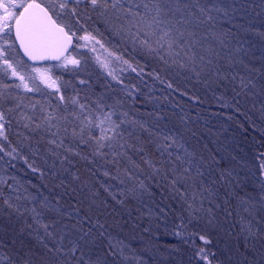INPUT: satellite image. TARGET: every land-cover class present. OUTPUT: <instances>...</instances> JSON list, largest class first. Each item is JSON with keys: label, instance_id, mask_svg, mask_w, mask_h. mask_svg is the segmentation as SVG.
<instances>
[{"label": "trees", "instance_id": "trees-1", "mask_svg": "<svg viewBox=\"0 0 264 264\" xmlns=\"http://www.w3.org/2000/svg\"><path fill=\"white\" fill-rule=\"evenodd\" d=\"M188 2L191 5V11H196V17L200 19L184 11V16L191 23L182 27L195 31L197 38H204L205 48L211 46L219 54L212 56L197 45V52L204 55L206 59L213 60V65L208 67L201 65L197 69L200 72L199 76L178 65L171 63L165 65L142 49H134L128 40L112 35L103 24L94 25L92 22H87L85 27L88 31L98 27L103 33L100 35L93 31L108 54L107 69L94 66L91 61H88V57L84 56L87 60L78 68H68L65 69L66 72L58 73L60 94L43 86L37 92L25 93L18 84L13 86L14 82L11 85L6 84L8 87L5 89V85L0 81V91L10 94L9 99L0 101V110L7 111L8 108L14 107L18 102L14 98L23 102L21 108L10 115L8 140L0 138V143L4 145V151L0 152V192H3L4 196L13 198L17 195L21 196L22 199L18 203L22 208L36 206L39 210V202L45 197L53 204H56V198L59 197L61 199L57 206L60 210L65 213L72 211L69 205L75 203V199L71 192L56 187L66 174L57 171L61 168L60 162L49 151L52 149L63 153V149H56L54 145L48 143L52 139L49 133H33L25 129L20 121L21 112L34 118L52 112L59 116H66L67 120H61L59 123L61 127L67 126L71 129L78 124V121H75L70 113L76 112L77 115L81 113L76 105L70 103V98H76L80 103L88 106L84 112L93 119L101 111L97 101L103 106V111H112L113 109L109 106L114 105L116 115L113 116V120L117 123L123 121L120 130L124 132V139L121 143L126 141L127 144L135 145L136 148L143 146L146 149L144 153H137L132 148L127 149L128 154L145 168V172L150 173L151 170L142 164L141 156L152 159L157 167H160L161 160L168 159L167 154L160 156L157 144L166 143L163 141V136L169 134L175 136L183 145V148L169 149L173 159L176 155L183 156L184 149H187L191 154L188 159L191 160L193 174L199 167L204 172L203 180L206 185H212L214 180H220V183L215 185L219 191L213 196L205 194L203 201L205 210L211 208L216 227L209 228L206 225L208 215L206 212H201L199 215L203 219H200L198 223L193 221L187 224L186 229H182L180 204L162 197L160 195L162 189H153L156 191L155 197L142 195L138 199L132 197L125 199L121 192L131 187V181L126 180V184L121 185L119 180L103 177L101 175L103 169L97 170L102 161L93 166L78 157L74 158L76 166L80 169L82 181L87 183V187L79 184L72 185L77 188L76 198L82 201L80 215H90L93 220L99 219L104 224L106 233L128 246L125 248L124 255L129 258L135 256L137 259H128L124 264H140L141 260L143 264H198L194 250L203 246L202 242L199 240H194L191 244L186 242L187 233L198 230L210 233L212 244L208 247L217 253L224 264H246L241 217L245 219L250 217L243 212L238 197L228 196L229 203L225 204L224 201L226 194L235 188L239 197L254 198L253 201L259 209V181L262 177L257 171L259 164L257 157L260 152H264V107H262L264 94L260 89V85L264 84V75L255 71L249 73L248 69L264 71V38L257 35V32H264V0H188ZM197 2L211 9L208 12L214 18L211 22L207 24L200 22L205 17L201 16L197 10ZM180 15L179 12L174 13L176 18ZM233 25L237 26L233 27ZM249 27L253 30L245 31ZM229 30L239 35L226 36L224 45L207 38L209 32L228 33ZM238 41L244 42L243 50L240 52L235 51ZM17 53L21 55L18 47ZM117 56L128 60L131 67L123 63V60L116 59ZM232 58H234L235 67L228 68L229 59ZM241 59L243 64L239 63ZM24 60L26 61L25 58ZM217 66L222 73L227 70L244 76L251 75L257 87L249 89L246 95H237L240 91L237 86L238 81H225L214 75ZM133 68L136 71H133ZM110 72L111 75H109ZM82 80L85 81L84 84L80 83ZM169 83L172 87H168ZM61 94L65 97L64 101L59 99ZM124 113H127V116L123 115ZM131 121L144 123L154 135L150 137L148 132ZM93 134L99 135V129L94 127ZM111 134V132L108 133V135ZM150 139L156 143H148ZM69 144H72L71 139H65V145ZM80 148L84 154L91 152L83 145ZM201 157L205 161H211L215 157L221 160L223 167L234 168V175L239 174L241 186L236 187L235 184L221 180L216 166L209 169L202 163ZM29 164L32 165L31 168ZM247 164L252 167L251 173ZM106 167L115 175V169L111 165ZM33 168L39 171L34 172ZM133 171L136 170L133 169ZM93 172L96 173L95 176L92 175ZM53 173H56L55 178ZM101 182L104 185H111L110 192L104 191ZM96 190H98L96 203L100 205L99 208L92 204L91 192ZM110 193L116 195L115 200ZM25 196H35L36 200L23 199ZM121 199H125L123 204L118 202ZM2 201L3 197H0V245L4 246L0 252L17 260L18 252L28 251L30 248L31 253L35 254L34 264H42L41 256L45 250L35 235L29 234L31 230H27V224L32 223L31 214L26 213L24 217L13 214L9 217ZM169 204L175 211L168 209ZM89 205L92 206L91 211H88ZM157 205L164 208L167 215L161 213ZM183 215L184 222L187 223L188 213L184 212ZM47 218H56L61 224H68L69 231H71V225L76 222L74 212L72 218L66 215L58 217L55 213H47ZM21 228L26 229L23 235L20 234ZM176 232H181V236L174 235ZM101 240L99 247L93 246L91 249L92 259H96L98 255L103 257V249L108 241L105 238ZM229 253L231 259H228ZM106 264H111L110 258Z\"/></svg>", "mask_w": 264, "mask_h": 264}, {"label": "snow or ice", "instance_id": "snow-or-ice-1", "mask_svg": "<svg viewBox=\"0 0 264 264\" xmlns=\"http://www.w3.org/2000/svg\"><path fill=\"white\" fill-rule=\"evenodd\" d=\"M196 8L201 16L205 17L200 21L201 23L207 24L214 19L208 14L211 9L201 6L199 2H197ZM216 10L220 11V9ZM184 11H188L189 15L196 17V11H191L188 0H41V2H37V0H0V60L9 69H12V74L18 76L22 83L25 77L16 72L11 61L7 58L9 51H17V45L30 60H62L65 65L77 66L80 61L75 57L66 55L68 49L73 47L74 37L77 41H85L93 43V45L101 44V41L93 34L94 31L103 35L100 29L97 27L93 31H88L85 27L87 22H92L94 25L103 24L112 35L128 40L134 49L144 50L147 54L158 58L163 64L178 65V67L187 68L199 76L200 72L197 69L201 65L203 67L213 65V60L211 58L206 59L204 55L197 52V45L205 52L211 53L212 56H218L219 54L211 46L205 48L204 38H197L195 31L182 27L191 23L184 16ZM175 12L181 13L179 18L174 17ZM196 18L200 19L199 17ZM236 26L233 25V27ZM252 30L250 27L245 29V31ZM78 31H83L84 34L77 36ZM228 35L236 37L239 34L232 33L231 30L228 33L213 31L207 34V38L224 45L225 38ZM257 35L264 38V32H257ZM243 43V41L237 42L236 52L243 50ZM80 46L78 43L75 45V47ZM101 47H103L102 44ZM93 50H95L94 46ZM116 59L123 60L121 56H117ZM123 63L129 64V61L123 60ZM239 63L243 64V60L241 59ZM129 67H131L130 64ZM234 67V58L229 59L228 68ZM132 70L136 71L135 68ZM248 71L249 73L260 72L261 75H264V71L260 69L249 68ZM111 74L110 72L109 75ZM214 75L225 81H238L237 86L240 91L237 92V95H246L249 89L257 87L251 75L244 76L238 72L232 73L227 70L222 73L218 66ZM113 78L116 79V77ZM161 82L163 83V81ZM80 83L84 84L85 81L82 80ZM23 86L28 91L33 90L28 88L27 84H23ZM7 87V85L4 86L5 89ZM168 87H172L171 83L168 84ZM260 89L264 94V84L260 85ZM233 90L235 91V88ZM9 98L10 94L0 91V101H6ZM14 99L18 101L14 107L8 108L7 111L0 110V137L5 141L8 140V125L11 124L10 115L20 109L23 103L18 98ZM59 99L64 101V95L61 94ZM70 103L76 105L81 113V115H77L76 112L70 113L75 121H78V124L72 126L71 129L67 126L61 127L59 123L61 120H67L66 116H59L52 112H47L36 118L21 112L20 121L25 129L33 133H49L52 139L48 143L54 145L56 149H63V153L52 149H49V151L60 162L61 168L57 171L66 174V177L61 179L56 187L71 192L75 199V203L69 205L72 211L65 213L60 210V207L57 206L61 199L59 197L56 198V204L45 197L39 202L38 210L36 206L22 208L18 203L22 199L19 195L13 198L4 196L3 192H0V197H3L2 203L6 206L9 217L13 214L17 217H24L26 213L31 214L32 223L27 224V230H31L29 234H34L45 250L41 256L42 264H106L109 258L111 264H124L128 259H137L135 256L129 258L124 255L125 248L128 246L123 241H118L109 233H106L104 224L99 219L93 220L90 215H80L82 201L76 198L77 188L72 185L79 184L82 187H87V183L82 181L79 174L80 169L76 166L74 160L76 157L93 166L102 161L103 163H99L97 170L103 169L101 172L103 177L119 180L121 185H125L126 180L131 181V187L121 192L125 199L128 197L138 199L142 195L155 197L156 191L153 189H162L163 191L160 193L162 197L180 204L182 229H186L187 224H191L193 221L198 223L200 219H203L199 215L201 212H206L208 215L206 225L209 228L216 227L214 214L211 208L204 209L203 201L205 194L213 196L219 191L215 185L219 184L220 180H214L212 185H206L203 180L204 172L199 167L195 169V174H193L191 160L188 159L191 154L188 153L187 149H184L183 156L176 155L173 159V154L169 149L173 147L183 148V145L178 142L175 136L165 134L163 141L166 143L157 144L160 156L163 157L167 154L168 157L167 160L160 161V167H157L152 159L141 156L142 164L151 170L148 173L145 172V168L141 166V163H137L127 151L128 148H132L137 153H144L146 151L145 147L136 148L135 145L127 144L126 141L121 143V140L124 139V132L120 130L123 121L117 123L113 120V116L116 115L114 105L109 106L113 109L112 111H103V106L97 101L96 103L100 106L101 111L93 119L84 112L88 106L80 103L78 99L70 98ZM123 115L127 116V113ZM131 123L148 132L150 137L154 135L144 123L139 121H131ZM94 127L99 129V135L93 134ZM109 132L112 134L108 135ZM69 138L72 144L65 145V139ZM148 143L156 142L150 139ZM81 145L89 148L91 150L90 154H84L80 148ZM2 151H4V145L0 143V152ZM13 151H16V149H13ZM8 154L11 155L12 153ZM257 159L259 160L257 171L262 177L259 181V209H257V204L250 196L247 198L239 197L238 193L235 192V188L226 194L224 201L227 204L229 203L228 196L238 197L243 212L250 217L249 219L241 217L246 264H264V215L259 214L260 211H264V152H260ZM201 161L209 169H212L215 165L221 180L235 184L236 187L241 186L238 179L239 174L234 175V168L223 167L221 160L215 157L211 161H205L201 157ZM25 162L27 163V158H25ZM107 165H111L115 169V175L106 167ZM29 167L31 168L32 165L29 164ZM133 169L136 171H133ZM32 170L34 172L39 171L36 168ZM92 175L95 176L96 173L93 172ZM141 176L144 178L141 179ZM53 177H56V173H53ZM197 181H199V184H197ZM101 187L104 188V191L110 192L111 185H104L101 182ZM25 191L27 190L25 189ZM110 194L115 200L116 195ZM91 196L93 198L92 204L99 208L100 205L96 203L98 190L92 191ZM23 199L35 201L36 197L25 196ZM125 199L118 202L123 204ZM157 207L161 213L167 215L164 208H160L159 205ZM167 207L169 210L175 211V209H172L171 204ZM91 208L92 206L89 205L88 211H91ZM73 212L76 214V222L71 225V231L68 230V224H61L60 220L56 218H47V213H55L58 217L66 215L72 218ZM184 212L188 213L187 223L184 222ZM25 230V228H21L20 234L23 235ZM174 235L181 236V232H176ZM101 238L108 241L103 249V257L98 255L96 259H92L91 249L93 246L99 247V243H102ZM194 240H199L203 244V246L194 250V254L198 258V264H224V261L218 258L217 253L208 247L212 244L208 231L188 232L186 242L191 244ZM3 247V245H0V249ZM237 251L239 250L237 249ZM16 255L17 260H13L12 256L0 252V264H34L33 257L35 254L31 253L30 248L28 251L21 250ZM228 259H231L230 253ZM140 264H143L142 260Z\"/></svg>", "mask_w": 264, "mask_h": 264}, {"label": "rangeland", "instance_id": "rangeland-1", "mask_svg": "<svg viewBox=\"0 0 264 264\" xmlns=\"http://www.w3.org/2000/svg\"><path fill=\"white\" fill-rule=\"evenodd\" d=\"M37 1L41 2V0H37ZM83 34H84L83 31L77 32V36ZM77 43L80 44L81 46L75 47ZM101 44L93 45V43H89L85 41H77L74 37V48L69 53V56L75 57L80 61V64L77 66H74L72 64L65 65L63 61H60L58 63L48 62L40 65H31L30 63H27L24 60V58H22V56L17 53V51L16 52L9 51L7 58L11 61L13 68H15L16 72L19 75L24 76L25 80L22 83L19 80L18 76L12 74V69H9L7 65H5L3 61L0 60V81L2 82L3 85L6 84L11 85V83L14 82V84L12 85L14 86L18 84L20 88L24 90L25 93L37 92L43 86L51 91H56L60 94L61 85L57 76L58 73L60 72L64 73L66 72L65 69L68 68H78L79 66H81L83 62H85V60H87L84 56L88 57V61H91L94 64V66H98L104 70L109 67L108 65L109 58H107L108 54L106 53L105 49L101 47ZM93 46L95 47V50H93ZM23 84H27L28 88L33 90L28 91V89L25 88ZM57 89H59V91H57ZM247 165L249 167V173H251L250 170L252 169V167H250L249 164ZM0 166H1V162H0ZM260 215H264V211H262Z\"/></svg>", "mask_w": 264, "mask_h": 264}, {"label": "water", "instance_id": "water-1", "mask_svg": "<svg viewBox=\"0 0 264 264\" xmlns=\"http://www.w3.org/2000/svg\"><path fill=\"white\" fill-rule=\"evenodd\" d=\"M38 2V1H37ZM21 55L26 59V61H28L30 64H34V65H40V64H44V63H48V62H51V63H58L62 60H52V59H47V60H37V61H33V60H30L23 52L22 49L19 48V45H17ZM73 47H74V38H73ZM72 48H69L68 49V52L66 53V55H69V53L72 51Z\"/></svg>", "mask_w": 264, "mask_h": 264}]
</instances>
